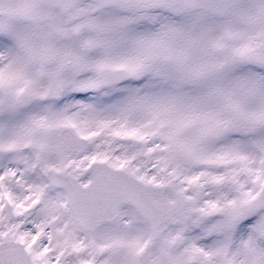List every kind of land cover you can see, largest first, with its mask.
Listing matches in <instances>:
<instances>
[{
    "label": "snow or ice",
    "instance_id": "6c2138e0",
    "mask_svg": "<svg viewBox=\"0 0 264 264\" xmlns=\"http://www.w3.org/2000/svg\"><path fill=\"white\" fill-rule=\"evenodd\" d=\"M0 264H264V0H0Z\"/></svg>",
    "mask_w": 264,
    "mask_h": 264
}]
</instances>
